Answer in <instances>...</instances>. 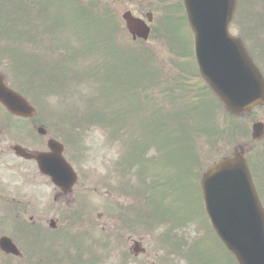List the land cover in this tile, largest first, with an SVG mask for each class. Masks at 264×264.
<instances>
[{
  "label": "rangeland",
  "instance_id": "obj_1",
  "mask_svg": "<svg viewBox=\"0 0 264 264\" xmlns=\"http://www.w3.org/2000/svg\"><path fill=\"white\" fill-rule=\"evenodd\" d=\"M172 4L176 6L173 19L168 18ZM126 10L136 16L147 11L153 13L147 41L132 40L122 19ZM229 31L242 39L264 74V0H236ZM191 40L182 0H10L8 8L4 0H0V65L8 82L27 92L49 123L59 125L62 137L58 135L57 139L64 143L65 152L79 175V186L64 200V203L73 200L71 206L60 207L59 212L48 213L46 218H55L64 225L71 218L69 212L73 208L74 218L88 225L82 226V234H75L80 230L78 225L72 226L67 236L62 237L61 247L58 243L59 250L54 240L43 237L45 246L28 255L17 242L24 257L8 261L0 252V264H27V260L28 264H89L95 257L102 256L103 264H114L115 260L135 264L138 259L128 258L121 238L115 242L120 235L132 233L134 238L143 237L148 253L139 258L140 264L151 261L168 264L163 253H158L160 244L164 243L160 237L163 226L154 225L155 215L174 223H185L180 231L186 235V243H191L187 260L174 256L173 264H229L227 259L231 258L211 230L198 188H189L191 181L189 186L185 181L191 178V171L196 176L198 166L203 170L217 158L242 146L246 156L254 157L255 173L264 183V138L251 139L252 124L264 122V104L239 116L230 115L218 103L222 110L212 109L206 97L214 100L199 78ZM99 66L105 75L98 70ZM114 70L117 78L111 75ZM26 71L30 72L28 78L35 79L30 91L26 88ZM144 76L153 80L145 82ZM103 78L104 81H100ZM101 82L106 95L99 90ZM127 97L132 98V106H127ZM119 108L127 116L120 118L119 127L121 123L129 124L130 115L141 121L160 118L172 124L169 131H162L161 126L134 124L133 128L140 130L139 139H148L142 140L146 144L156 140L160 148L171 145L165 135L154 131H184L185 137L172 138L180 143L172 145L190 154L188 163L197 157L191 170L180 175L187 156L181 150L176 153L177 146L165 150L164 156L158 157V163L157 158L137 152L141 172L152 164L142 175V190L146 196L138 194L142 192L137 187L138 167L133 165L125 175L124 167L127 170L131 161H124L126 164L119 171V166L115 165L117 157H123L124 146L127 153L132 149L128 144L131 132L120 139L119 147L107 131L86 127L94 126L99 109L111 120L113 112ZM76 121L85 125V129L76 127ZM114 124H111L112 129ZM148 127L153 130H144ZM123 129L128 131L129 128ZM134 135L135 132L132 137L135 147ZM152 154L158 156L159 148H153ZM164 164L168 165L166 170L161 166ZM175 186L178 196L171 191ZM134 206L138 214L141 208L152 209V213L143 210V216L136 217L141 221L147 213L152 214L144 223L154 227L132 228L130 217L133 223L138 221L134 217L136 213L129 211ZM91 220H98L92 222L98 228L106 225L103 235L109 237V243L100 240V233L92 232ZM180 231L175 230L174 234L180 235ZM78 236H85L80 252L60 255L62 241L69 242ZM88 243L93 248H87ZM182 245L183 241L178 240L179 255L184 256L186 250L181 251ZM64 248L66 252V244ZM26 249L30 251L29 244ZM41 250L45 254L54 253L51 261L42 257ZM119 251L125 258L118 256Z\"/></svg>",
  "mask_w": 264,
  "mask_h": 264
},
{
  "label": "water",
  "instance_id": "obj_2",
  "mask_svg": "<svg viewBox=\"0 0 264 264\" xmlns=\"http://www.w3.org/2000/svg\"><path fill=\"white\" fill-rule=\"evenodd\" d=\"M194 34L195 56L203 78L225 104L238 114L264 100V80L240 40L228 33L234 0H184ZM133 39H146L149 28L130 13L123 14ZM147 18L151 21V15ZM0 101L10 111L26 114L25 101L0 83ZM261 123L253 125V138L263 135ZM57 177L74 178L61 162ZM207 215L239 264H264V210L246 165L238 152L209 167L201 180Z\"/></svg>",
  "mask_w": 264,
  "mask_h": 264
},
{
  "label": "flooded vegetation",
  "instance_id": "obj_3",
  "mask_svg": "<svg viewBox=\"0 0 264 264\" xmlns=\"http://www.w3.org/2000/svg\"><path fill=\"white\" fill-rule=\"evenodd\" d=\"M59 131V125L49 123L38 110L31 117H20L0 104V237L8 236L15 243L44 242L43 237L56 241L59 232L69 225V220L61 225L55 218H46L48 213L59 212L67 195L48 175L39 171L35 160L22 158L16 152L18 147L28 153L46 152L49 140H58ZM45 201L48 202L45 204ZM97 221L91 220L93 223ZM104 231L106 225L102 224L98 232L101 233V241L105 238ZM120 238L122 248L128 256L138 259L135 264H139L140 254L136 252L135 245L138 241L142 243V239L135 240L134 236L125 234ZM138 246L142 253L146 251ZM119 256L124 258L121 251Z\"/></svg>",
  "mask_w": 264,
  "mask_h": 264
},
{
  "label": "trees",
  "instance_id": "obj_4",
  "mask_svg": "<svg viewBox=\"0 0 264 264\" xmlns=\"http://www.w3.org/2000/svg\"><path fill=\"white\" fill-rule=\"evenodd\" d=\"M4 2H5V4H6V8H8V6H9V3H10V0H4ZM23 7H24V10H25V4L23 5ZM158 132V131H157ZM160 132V131H159ZM158 132V133H159ZM174 132H180V131H174Z\"/></svg>",
  "mask_w": 264,
  "mask_h": 264
}]
</instances>
